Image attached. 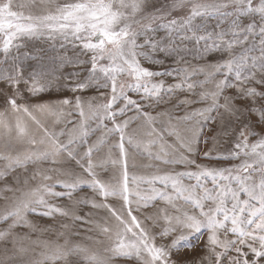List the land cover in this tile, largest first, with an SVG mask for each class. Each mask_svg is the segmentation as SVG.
Instances as JSON below:
<instances>
[{"label":"snow or ice","instance_id":"1","mask_svg":"<svg viewBox=\"0 0 264 264\" xmlns=\"http://www.w3.org/2000/svg\"><path fill=\"white\" fill-rule=\"evenodd\" d=\"M0 85V240L34 264H264V0H0ZM130 149L176 167L130 174Z\"/></svg>","mask_w":264,"mask_h":264},{"label":"rangeland","instance_id":"2","mask_svg":"<svg viewBox=\"0 0 264 264\" xmlns=\"http://www.w3.org/2000/svg\"><path fill=\"white\" fill-rule=\"evenodd\" d=\"M59 3H64L66 0H58ZM41 47L47 48V45L43 42H35V50L38 52ZM71 55V52L68 53ZM3 87V85H0ZM63 95H71V93H53L52 95L43 96L44 100H55L58 98H62ZM84 95L92 96L95 95L94 92H87ZM165 107V106H162ZM0 108H2V101H0ZM135 127V126H133ZM95 139V137H93ZM203 148L204 146L201 145ZM208 147H212L211 142ZM107 149L104 150L106 152ZM130 155L128 159L129 164V173L136 175L149 176L155 174L157 169L167 170L169 167L176 166H168L160 163L159 161H154L148 158L145 155L139 153H133L130 149ZM104 152H101L99 155H104ZM113 155H116V150H113ZM236 163V161H233ZM134 165V166H133ZM47 167V165H45ZM8 184H10L13 188L17 187V185L12 184V176L7 177ZM5 181H0V211H3L6 204H10L11 201H6L3 197H12L13 193L4 190ZM36 184L35 181H30L28 187H34ZM22 186V185H21ZM91 195L89 189L85 188L83 191L76 194L77 197L82 195ZM19 195V193H16ZM62 203H68L67 200L62 201ZM117 207L119 205L117 204ZM91 212L92 215L90 217L91 220L97 221L105 215L103 210H93L90 206H80L78 210V214L83 215L84 213ZM29 219L34 223L38 224L40 227L51 226L53 229L51 232H45L42 235L39 233H32L31 239L36 240L39 237L40 240H57L56 233L64 232V236L59 238V243H63L65 238H68L71 243H80L83 246H86L90 251H95L97 253L103 254V249L108 246L110 243L108 239L99 234V231L94 227L93 224H85L81 221H73L69 218L57 216L54 220L48 218H39L36 216H29ZM61 225H68V228H62ZM91 229V231H88ZM20 233L28 232V229H17ZM79 233L76 235L75 233ZM86 237H93L94 239H86ZM11 237L7 240H0V264H34V261H38L41 259L40 252L43 251L42 247L36 244H32L30 241L18 242L15 246L11 242ZM206 239V237L204 238ZM95 240H100L102 243H96ZM203 241L197 246V248L193 249L191 252L186 250L181 251L178 255L174 256V259L178 261L190 260L195 256L203 255L202 252ZM24 248L26 251L21 252L20 249Z\"/></svg>","mask_w":264,"mask_h":264}]
</instances>
